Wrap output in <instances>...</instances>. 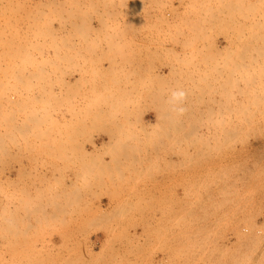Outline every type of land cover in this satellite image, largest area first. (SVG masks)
I'll use <instances>...</instances> for the list:
<instances>
[{
	"label": "rangeland",
	"instance_id": "374dc122",
	"mask_svg": "<svg viewBox=\"0 0 264 264\" xmlns=\"http://www.w3.org/2000/svg\"><path fill=\"white\" fill-rule=\"evenodd\" d=\"M110 1L0 2V264H264V0Z\"/></svg>",
	"mask_w": 264,
	"mask_h": 264
},
{
	"label": "crops",
	"instance_id": "0c3cea01",
	"mask_svg": "<svg viewBox=\"0 0 264 264\" xmlns=\"http://www.w3.org/2000/svg\"><path fill=\"white\" fill-rule=\"evenodd\" d=\"M109 141L110 140H109V137L108 136H102L101 138H98V139L94 140V143L93 144H87L86 145V149H85L84 152L87 153V154H91V156L93 158L95 156V154L100 153V152H105V150H102L101 147L102 146H105L107 144V142H109ZM115 154L117 155V153H115ZM104 157H105L106 161H109V159H110L111 156L110 155H105ZM16 171H17L16 169H14L12 171V177L15 176ZM68 186L69 187H67V188H70L71 186H73V184L72 183H69ZM80 189L87 191L88 194H87V197L86 198L82 199L81 202L76 203V204H80V205H98L99 204V202L96 201V199L94 197H89L90 195H93V193H97L98 192L97 187H94V186H92L90 184H87L86 186L81 187ZM100 203L102 205H105V206L112 204L110 202V197H108V196H103L100 199ZM96 237L102 239L103 238V235H97V236L93 235L92 236V239H95ZM53 238L55 239L56 242H58L57 239L60 238V242H61V236L54 235ZM57 246L58 245H55V248L56 249H57ZM56 249H55V252L57 251ZM97 251L98 250H96V252ZM77 252H78V249H75V253H77ZM124 252H125L124 249H118L117 248L116 251H113L112 253L114 255H116V257H117V255H120V254H122Z\"/></svg>",
	"mask_w": 264,
	"mask_h": 264
},
{
	"label": "bare ground",
	"instance_id": "6f19581e",
	"mask_svg": "<svg viewBox=\"0 0 264 264\" xmlns=\"http://www.w3.org/2000/svg\"><path fill=\"white\" fill-rule=\"evenodd\" d=\"M0 2H1V0H0ZM11 2H12V0H11ZM111 2H112V0L109 2V4H110ZM12 3H13V2H12ZM106 3H107V2H106ZM61 4H62V3H61ZM64 4H65V3H64ZM109 4H108V5H109ZM50 5H51V4H50ZM50 5H49V6H50ZM106 5H107V4H106ZM106 5H105V6H106ZM3 6H4V5H3ZM51 6H52V5H51ZM57 6L59 7L60 5L58 4ZM61 6H62V5H61ZM0 7H1V5H0ZM4 7H5V6H4ZM77 7H78V6H77ZM77 7H75V8L72 10V12H76ZM70 8H71V7H70ZM70 8H69V10H70ZM59 9L62 10L61 8H59ZM59 9L57 8L56 11L54 12V9H53L52 7H50L49 10H46V11H45V13H44V17H43V11H42V9H41V10L39 9L40 14H42L41 16H39V17H41V18H40V21H39V22L41 23V24H40L41 28L43 27V24H42L43 22L46 23V25H47L48 23H52V22H53V19H54L55 17L53 18L51 15H53L54 13L56 14V17H59V13L61 12ZM75 9H76V10H75ZM78 9H79V8H78ZM69 10H68V11H69ZM74 10H75V11H74ZM87 10H88V9H87ZM87 10H86V11H87ZM1 11H2V10H1ZM10 11H13V9L10 10ZM37 11H38V10H37ZM37 11L35 12V14L39 13V12H37ZM68 11H67V12H68ZM70 11H71V10H70ZM78 11L80 12L81 10H78ZM82 11H85V10L82 9ZM93 11H96V10L94 9ZM107 11H110V10H107ZM6 12H7V11H6ZM67 12L65 13V10H64L63 14H64V13L67 14ZM72 12H71L70 14H74V13H72ZM79 12H76V14L78 15ZM3 13H5L4 10H3ZM68 13H69V12H68ZM84 13H88V12H84ZM1 14H2V13H1ZM35 14H34V15H35ZM40 14H39V15H40ZM70 14H69V16H71ZM79 14H80V13H79ZM81 14H82V13H81ZM30 15H31V14H30ZM1 16H2V15H1ZM31 16H32V17H31ZM31 16H30V19L28 18L29 20L26 18V21H24L26 24H29V21H31V19H32V20L34 19V18H33V15H31ZM35 16H36V15H35ZM67 16H68V15H67ZM60 17H62V16H60ZM0 18H1V17H0ZM3 18H4V16H3ZM37 18H38V17H37ZM68 19H69V18H68ZM35 20H36V19H35ZM38 20H39V19H38ZM38 20H36V22H37ZM56 20L59 21V19H56ZM64 20H66V19H64ZM4 21H5V20H3V22H4ZM6 21H7V20H6ZM54 21H55V19H54ZM57 21H56V22H57ZM60 21H61V20H60ZM1 23H2V22H0V24H1ZM3 24H4V23H3ZM3 24H2V25H3ZM8 24H9V23H8ZM4 25H5V24H4ZM6 25H7V24H6ZM30 25H31V24H30ZM7 26H8V25H7ZM12 26H13V25H12ZM12 26H11V27H12ZM31 26H32V25H31ZM37 27H38V26H37ZM37 27H35V28L38 29ZM28 28H29V27H28ZM15 29H16V28H15ZM30 29H31V28H30ZM33 29H34V28H33ZM39 30H40V28H39ZM42 30H44V29H42ZM40 31H41V30H40ZM34 32H35V31H34ZM34 32H33V33H34ZM35 33L37 34V32H35ZM35 33H34V34H35ZM139 35H140V34H139ZM34 36H35V35H34ZM34 36H33V37H34ZM148 36H149V35H148ZM34 38H35V37H34ZM140 38H141V37H140ZM25 39H26V37H25ZM11 42H12V41H11ZM14 43H15V42H14ZM14 43H13V44H14ZM170 43H171V42H170ZM175 43H176V42H175ZM185 43H186V42H185ZM0 44H1V43H0ZM186 44H187V43H186ZM134 45H136V44H134ZM161 45H162V44H161ZM10 46H11V45H10ZM10 46H9V47H10ZM31 46H32V45H31ZM138 46H139V45H138ZM20 49H23V48L20 47ZM20 49L17 50V53H20V51H19ZM8 50H9V49H8ZM27 50H28V49H27ZM18 51H19V52H18ZM3 52H4V51H3ZM6 53H7V52H6ZM6 53H5V54H6ZM14 53H15V52H14ZM17 53H16L15 55H17ZM27 53H30V52H27ZM27 53H26V54H27ZM8 54H9V53H8ZM4 56H5V55H4ZM9 56H10V55H9ZM12 56H13V55H12ZM10 58H12V57L10 56ZM25 59H27V58H25ZM129 59L131 60V58H129ZM134 60H135V59H134ZM93 61H94V60H93ZM114 61H115V60H114ZM126 61H127V60H126ZM94 62H95V61H94ZM115 62H116V61H115ZM14 63H15V62H14ZM92 63H93V62H92ZM95 63H96V62H95ZM124 63H125V62H124ZM141 64H142V63H141ZM128 65H129V63H128ZM12 66H13V65H12ZM14 66H15V65H14ZM16 66H17V65H16ZM169 66H170V65H169ZM155 67H156V66H155ZM170 67H172V63H171V66H170ZM9 68H10V67H9ZM18 68H19V67H18ZM6 69H8L7 66H6ZM10 69H11V68H10ZM128 69H129V68H128ZM138 69H139V68H138ZM138 69H137V70H138ZM15 70H16V69H15ZM126 70H127V69H126ZM6 71H7V70H6ZM6 71H5V72H6ZM132 71H133V70H132ZM138 71H139V70H138ZM9 74H10V73H9ZM9 74H8V75H9ZM135 74H136V72H135ZM140 74H141V73H140ZM169 74H171V73L169 72ZM10 75H12V74H10ZM94 75H95V74H94ZM99 75H100V74H99ZM142 75H143V74H142ZM172 75H173V74H172ZM89 76H90V75H89ZM154 76H156V75L154 74ZM154 76H153V78H154ZM183 76H184V75H183ZM192 76H193V75H192ZM200 76H201V75H200ZM93 77H94V76H93ZM99 77H101V76H99ZM99 77H98V78H99ZM139 77H141V76H139ZM156 77H157V76H156ZM127 78H128V77H127ZM150 78H151V77H150ZM157 78H158V77H157ZM159 78H160V77H159ZM161 78H163V77H161ZM139 80H140V78H139ZM82 81H84V80H82ZM169 82H170V81H169ZM168 87H169V86H168ZM2 91H3V90H2ZM48 100H49V99H48ZM46 105H48V104H46ZM84 108H85V107H84ZM88 109H89V108H87V111H88ZM100 109H101V108H100ZM82 110H84V109H82ZM85 110H86V109H85ZM85 110H84V111H85ZM96 112H97V111H96ZM5 118H6V117H5ZM39 119H40V118H39ZM66 122H67V121H66ZM69 122H71V121L69 120ZM72 123H73V122H72ZM79 123H80V122H79ZM81 123H82V122H81ZM93 123H94V122H93ZM158 123H160V122H158ZM158 123H157V124H158ZM169 123H170V122H169ZM16 124H17V123H16ZM30 124H31V123H30ZM37 124H38V123H37ZM58 124H59V123H58ZM90 124H91V123H90ZM61 125H62V124H61ZM68 125H69V124H68ZM72 125H73V124H72ZM82 125H83V124H82ZM70 126H71V125H70ZM22 132H23V131H21V133H22ZM45 135H46V134H45ZM0 140H2V138H1ZM13 140H14V139H13ZM109 142H110V141H109ZM109 142H107V143L109 144ZM114 142H115V141H114ZM112 143H113V141H112ZM104 145H105V144H104ZM106 147H107V146H106ZM0 150H1V149H0ZM3 150H4V149H3ZM7 157H8V156H7ZM12 161H13V160H12ZM19 203H21V202H19ZM32 203H33V202H32ZM4 229H5V228H4Z\"/></svg>",
	"mask_w": 264,
	"mask_h": 264
},
{
	"label": "clouds",
	"instance_id": "9594fccd",
	"mask_svg": "<svg viewBox=\"0 0 264 264\" xmlns=\"http://www.w3.org/2000/svg\"><path fill=\"white\" fill-rule=\"evenodd\" d=\"M186 96L187 94L183 90H176V91H173L171 94V100L175 106V110L179 114H183L185 110L181 105H183V103L185 102Z\"/></svg>",
	"mask_w": 264,
	"mask_h": 264
},
{
	"label": "flooded vegetation",
	"instance_id": "af4514ba",
	"mask_svg": "<svg viewBox=\"0 0 264 264\" xmlns=\"http://www.w3.org/2000/svg\"><path fill=\"white\" fill-rule=\"evenodd\" d=\"M42 3V2H41ZM45 5H46V0H45ZM26 10H24V12H25ZM44 13H45V11H43V17H44ZM28 19V18H27ZM26 24V23H25ZM43 25L45 24V23H42ZM28 25V24H27Z\"/></svg>",
	"mask_w": 264,
	"mask_h": 264
}]
</instances>
